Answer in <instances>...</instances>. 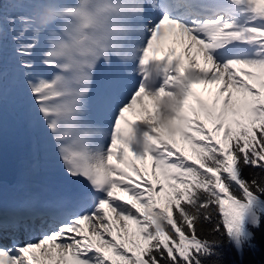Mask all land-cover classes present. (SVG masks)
<instances>
[{"label": "snow or ice", "instance_id": "obj_1", "mask_svg": "<svg viewBox=\"0 0 264 264\" xmlns=\"http://www.w3.org/2000/svg\"><path fill=\"white\" fill-rule=\"evenodd\" d=\"M16 6L0 3V81L7 36L32 125L80 188L48 202L39 237L17 239L35 197L18 198L21 178L5 176L0 115V235L11 238L0 264H251L264 253V0ZM101 65L136 81L98 86Z\"/></svg>", "mask_w": 264, "mask_h": 264}, {"label": "bare ground", "instance_id": "obj_2", "mask_svg": "<svg viewBox=\"0 0 264 264\" xmlns=\"http://www.w3.org/2000/svg\"><path fill=\"white\" fill-rule=\"evenodd\" d=\"M118 69L119 68L117 67H107L101 65L97 71V85H102L114 77L120 78L118 75ZM105 78L106 80L102 82ZM0 115H2V118L8 122L9 130V132H5L6 134L3 135V146L8 150H11L10 154L14 156L18 164V177L21 179L17 186V190L28 194L33 191L41 193L48 192L53 195H58L60 198L66 197L67 193L70 191V188L66 185L63 178L57 172V168L59 167L60 163L52 152L46 137H44L43 134L40 138L37 137V134L34 135L32 132V129L34 128L32 122L20 113L16 112L4 100H0ZM132 118L135 119V117ZM27 142L30 143V152L33 155L29 163H27L25 157ZM37 144L40 145V151L37 153V157H40V154H44L41 157V163L45 165V171L39 177H35L36 173L32 167H30L32 165L30 162H33V160L37 158L35 156V148ZM18 152L22 153V156L19 157L17 155ZM34 180H39V183L36 184ZM47 227L48 225L43 229H46ZM43 229H38L36 232H30L29 234L21 232V229H19L17 235L21 233L19 240L28 241L40 236ZM9 236L10 235L7 234L4 244L9 242Z\"/></svg>", "mask_w": 264, "mask_h": 264}, {"label": "trees", "instance_id": "obj_3", "mask_svg": "<svg viewBox=\"0 0 264 264\" xmlns=\"http://www.w3.org/2000/svg\"><path fill=\"white\" fill-rule=\"evenodd\" d=\"M22 3H24V0H18ZM3 0H0V3H2ZM14 15H25L27 16L29 12L21 7H14L10 9ZM3 64L9 63V37L5 36L3 37ZM7 79V78H6ZM245 175H247V171L245 172ZM264 234V230L261 232H258V237ZM231 259V257H229ZM248 260L251 262V264H261V261H264V253H256L255 255L250 254L248 256Z\"/></svg>", "mask_w": 264, "mask_h": 264}, {"label": "water", "instance_id": "obj_4", "mask_svg": "<svg viewBox=\"0 0 264 264\" xmlns=\"http://www.w3.org/2000/svg\"><path fill=\"white\" fill-rule=\"evenodd\" d=\"M3 163L5 169V176L9 178L16 176V169L13 164V160L9 156H7L5 152H4Z\"/></svg>", "mask_w": 264, "mask_h": 264}, {"label": "rangeland", "instance_id": "obj_5", "mask_svg": "<svg viewBox=\"0 0 264 264\" xmlns=\"http://www.w3.org/2000/svg\"><path fill=\"white\" fill-rule=\"evenodd\" d=\"M3 94H5L4 92H2ZM7 124L5 123L4 119L2 118V126L3 128H5L6 131H3V132H8L9 130L7 129Z\"/></svg>", "mask_w": 264, "mask_h": 264}]
</instances>
